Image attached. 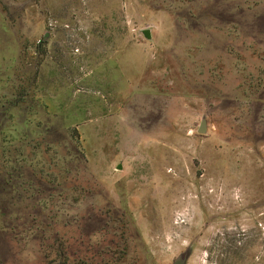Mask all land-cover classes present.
Returning a JSON list of instances; mask_svg holds the SVG:
<instances>
[{
  "label": "rangeland",
  "instance_id": "374dc122",
  "mask_svg": "<svg viewBox=\"0 0 264 264\" xmlns=\"http://www.w3.org/2000/svg\"><path fill=\"white\" fill-rule=\"evenodd\" d=\"M178 259L264 264V0H0V264Z\"/></svg>",
  "mask_w": 264,
  "mask_h": 264
},
{
  "label": "water",
  "instance_id": "95a60500",
  "mask_svg": "<svg viewBox=\"0 0 264 264\" xmlns=\"http://www.w3.org/2000/svg\"><path fill=\"white\" fill-rule=\"evenodd\" d=\"M144 34H145L146 37H149V36H150V32H149L148 30H145ZM204 124H205V123H204V121L202 120V121L200 122V125H199V128H198V130H199L200 132H202V131L204 130ZM175 264H181L180 260L178 259V260L175 262Z\"/></svg>",
  "mask_w": 264,
  "mask_h": 264
}]
</instances>
